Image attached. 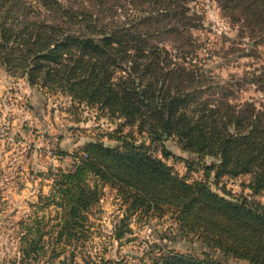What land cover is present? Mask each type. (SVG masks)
<instances>
[{
    "label": "trees",
    "instance_id": "trees-1",
    "mask_svg": "<svg viewBox=\"0 0 264 264\" xmlns=\"http://www.w3.org/2000/svg\"><path fill=\"white\" fill-rule=\"evenodd\" d=\"M214 1L232 27L264 38V0ZM196 3L0 0V69L121 120L106 135L112 144L87 143L79 166L52 175L50 193L38 203L57 209V235L44 239L47 224L35 220L22 236L21 261L49 252L73 264L108 187L124 206L116 238L130 232L133 216L168 217L178 235L203 248L200 256L169 249L155 264H264V204L251 199L264 190V66L234 85L212 79L192 35L202 23ZM239 84L256 87L262 101H240ZM168 140L194 159L166 151ZM169 158L201 177L179 176ZM244 176L250 195L225 190ZM219 184L220 193L211 188Z\"/></svg>",
    "mask_w": 264,
    "mask_h": 264
},
{
    "label": "rangeland",
    "instance_id": "rangeland-1",
    "mask_svg": "<svg viewBox=\"0 0 264 264\" xmlns=\"http://www.w3.org/2000/svg\"><path fill=\"white\" fill-rule=\"evenodd\" d=\"M194 8L202 23L192 35L197 38L199 58L212 79L234 85L232 79L239 80L243 73L264 66V38H251L238 27H232L214 0H197ZM236 87L240 89L237 94L240 101L253 100L258 104L263 99L250 84L233 86ZM119 123L121 120L107 117L97 107L72 103L60 93L30 87L25 79L12 77L0 69V264H72L63 256L50 259L49 252L38 262L21 261V239L27 226H35V220L47 224L44 239L56 237L53 225L57 209L54 206L42 209L45 202L38 203V199L49 195L53 174L79 166V156L87 143L98 140L111 143L106 135L113 133ZM163 147L178 159H194L172 140L164 142ZM160 150L153 148L154 155L161 157ZM165 163L189 181L201 177V171L187 172L181 160L169 158ZM249 181L248 176L228 181L225 190L250 195L247 189H242ZM220 186L223 185L211 188L220 193ZM252 198L264 204V190ZM122 203L116 190L103 189L99 203L89 214V232L86 240L80 242L81 249L73 264H155L169 249L193 256L202 253L197 241L178 235L168 217L149 220L133 216L130 232L116 238L114 228L124 215Z\"/></svg>",
    "mask_w": 264,
    "mask_h": 264
}]
</instances>
